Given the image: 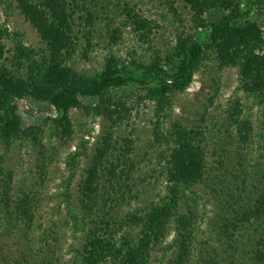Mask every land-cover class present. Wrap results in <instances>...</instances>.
Returning <instances> with one entry per match:
<instances>
[{"label": "trees", "instance_id": "trees-1", "mask_svg": "<svg viewBox=\"0 0 264 264\" xmlns=\"http://www.w3.org/2000/svg\"><path fill=\"white\" fill-rule=\"evenodd\" d=\"M15 1L41 46L24 45L17 33L0 24V143L7 148L16 142L42 146V130L24 126L18 113L17 101L23 99L43 102L55 112L54 122L64 139L73 134L71 109H83L93 119L109 123L77 186L81 211L77 220L85 225L89 219L92 227L68 264H152L153 254L170 235L173 264H192L199 215L190 202L201 199V187L219 194L218 229L224 237L217 239L210 254L205 252L209 255L203 264H264V168L256 169L254 179L244 159L235 164L226 157L228 152L219 144L212 145L203 120L194 126L169 120L173 98L189 88L209 54L220 67L235 68L240 90L264 105V30L250 20L253 13L264 14V0H167L190 12L193 31L179 34L167 53L153 51L149 61L132 58L124 63L109 54L101 71L92 76L79 73L69 62L79 50L88 59L95 46L99 16L94 0ZM123 13L131 32L149 47L158 25L133 7L125 6ZM107 37L113 46L123 39L119 28L110 29ZM129 88L136 90V103L154 106L152 140L141 158L132 157L129 139L121 140L122 145L114 139V130L131 118L134 109L114 93ZM86 99L94 104L84 103ZM226 120L231 136L225 140L232 141L236 157L246 158L254 143L252 124L243 119L238 104ZM151 152L164 195L142 209L114 215L116 208L138 199L134 180L152 162ZM155 173L153 169L150 176ZM12 181L13 174L0 157V264H53L47 256L36 260L39 249L31 246L35 195L12 196ZM9 237H17L23 248H7Z\"/></svg>", "mask_w": 264, "mask_h": 264}, {"label": "rangeland", "instance_id": "rangeland-1", "mask_svg": "<svg viewBox=\"0 0 264 264\" xmlns=\"http://www.w3.org/2000/svg\"><path fill=\"white\" fill-rule=\"evenodd\" d=\"M94 5L99 16L93 40L95 46L88 59H84L79 50L69 62L75 70L87 76L100 72L109 54H114L124 63H129L132 58L142 62L149 61L153 51L167 53L174 46L179 34L193 31L191 14L180 3L171 4L167 0H94ZM125 6L135 8L142 16L158 25L151 36L149 47L142 44L126 24L123 13ZM250 20L257 22L264 30V14L253 13ZM0 24H4L10 32L17 33L24 45L34 49L40 48L41 43L35 30L22 17L15 0H0ZM113 28H119L122 33L123 39L118 46L110 45L107 37L109 30ZM3 43L8 50L12 49L10 41L4 40ZM135 93L134 88L114 93L117 99L124 100L134 107L131 118L114 130V139L121 145V140L129 139L133 144L132 157L141 158L148 154L152 140L151 121L154 106L148 101L136 103ZM83 102L94 104L90 99ZM236 104L242 111L243 119L253 126L254 143L248 149L246 158L243 154L236 157L232 141L230 138L225 140L231 136V130L227 126V114ZM17 106L24 126H37L42 130V146L16 142L7 148L0 143V157L4 160V168L13 174L11 194L14 197L23 193L35 195V219L31 237V246L35 250L39 249L36 253L38 258L35 259L47 256L54 260L53 264H68L75 255V249L81 246L86 233L92 227L89 219H85V225L77 220L81 219L77 186L99 146L98 143L109 130V123L101 118L93 119L91 114L83 109H71L69 117L73 134L69 139H64L54 122L55 112L45 103L23 99L17 101ZM169 120H179L187 126H194L203 120L207 125L212 145L219 144L217 147H222L228 152L226 157L232 158L235 164L244 159L248 170L254 172L253 177L256 169L259 172L263 170L264 105H260L253 97L240 90L235 68L220 67L210 54L195 73L189 88L173 98ZM154 155V152L150 153L152 162L144 166L145 171L141 178L136 177L134 180L137 184L135 189L139 191L138 199L129 206L116 208L114 215L124 216L129 211L142 209L164 195V182L163 178L158 176V165L153 161ZM210 162L214 164L213 159ZM153 169H156L157 173L150 176ZM70 177L71 183L68 182ZM212 182L215 183L216 180ZM216 185L218 187V182ZM198 193L201 199L190 202L199 215L195 235L197 249L192 264H203L212 249L217 248V239L224 240L218 229L219 194L204 187H201ZM171 241L172 235L165 240L161 251L153 254L152 264H173V251L168 250ZM6 242L7 248H23V243L17 237L6 238ZM204 243L209 247L204 246ZM52 251L53 257L50 253ZM206 251L209 254H205ZM218 252L226 258L222 248H219Z\"/></svg>", "mask_w": 264, "mask_h": 264}]
</instances>
